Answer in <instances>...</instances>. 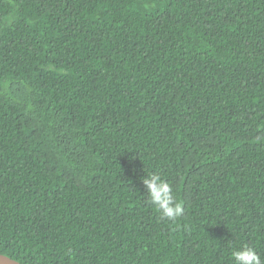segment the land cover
Wrapping results in <instances>:
<instances>
[{
  "label": "trees",
  "instance_id": "trees-1",
  "mask_svg": "<svg viewBox=\"0 0 264 264\" xmlns=\"http://www.w3.org/2000/svg\"><path fill=\"white\" fill-rule=\"evenodd\" d=\"M241 247L264 264V0H0V253L233 264Z\"/></svg>",
  "mask_w": 264,
  "mask_h": 264
},
{
  "label": "clouds",
  "instance_id": "clouds-1",
  "mask_svg": "<svg viewBox=\"0 0 264 264\" xmlns=\"http://www.w3.org/2000/svg\"><path fill=\"white\" fill-rule=\"evenodd\" d=\"M147 192V202L155 207L162 220L175 221L184 211L178 202L171 185L160 175L150 173L142 177ZM233 264H261L260 255L251 247H241L232 253Z\"/></svg>",
  "mask_w": 264,
  "mask_h": 264
},
{
  "label": "water",
  "instance_id": "water-1",
  "mask_svg": "<svg viewBox=\"0 0 264 264\" xmlns=\"http://www.w3.org/2000/svg\"><path fill=\"white\" fill-rule=\"evenodd\" d=\"M0 264H22V263L0 253Z\"/></svg>",
  "mask_w": 264,
  "mask_h": 264
}]
</instances>
